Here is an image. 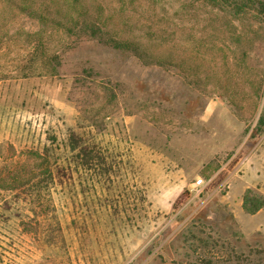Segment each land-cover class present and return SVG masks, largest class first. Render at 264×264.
I'll return each instance as SVG.
<instances>
[{
	"label": "rangeland",
	"instance_id": "obj_1",
	"mask_svg": "<svg viewBox=\"0 0 264 264\" xmlns=\"http://www.w3.org/2000/svg\"><path fill=\"white\" fill-rule=\"evenodd\" d=\"M218 1L0 0V264H264V0Z\"/></svg>",
	"mask_w": 264,
	"mask_h": 264
},
{
	"label": "trees",
	"instance_id": "obj_2",
	"mask_svg": "<svg viewBox=\"0 0 264 264\" xmlns=\"http://www.w3.org/2000/svg\"><path fill=\"white\" fill-rule=\"evenodd\" d=\"M211 1H213L216 4H219L218 0H211ZM28 7L29 6H25L24 9L26 11H28L27 10ZM88 31L90 32V34L100 37L101 41H103L107 44H110L115 48H118L121 50H126V51H131L135 56H137L138 58H141V59H143L145 57L141 51L139 44L134 42V41L120 40V39H116L113 37H105V36H103V34H101V28L93 26V25L89 26ZM53 68L55 69V66H53ZM260 123L264 124V114L260 118ZM71 139L76 142V139L74 138V136L72 137V135H71ZM71 145L74 149L80 147L79 144H77L75 146L74 142ZM49 171L51 174L52 170H49ZM61 173L63 174L62 176H65V171H61ZM33 177L35 178L36 176H33ZM42 184L45 187H47L48 181L44 178L40 181H31L30 180V182H29V180H28V182H26L27 187L28 188L30 187V194L31 195L35 194V196L40 195L41 189H42ZM1 187L4 190L7 189L6 185H2ZM24 200H25V197H22L20 195V193L15 194L13 197H7L6 196L3 199V203L0 206V209L1 210L6 209L7 211L12 212L13 209H19V206L21 205V201L23 202ZM243 206L248 213L253 214V213L257 212L258 210H260L264 206V198L262 196H259L256 193H253V191L251 189H247L245 194H244ZM188 264H214V261H212L211 259L204 258L199 262L195 261V262H190Z\"/></svg>",
	"mask_w": 264,
	"mask_h": 264
},
{
	"label": "built area",
	"instance_id": "obj_3",
	"mask_svg": "<svg viewBox=\"0 0 264 264\" xmlns=\"http://www.w3.org/2000/svg\"><path fill=\"white\" fill-rule=\"evenodd\" d=\"M205 186V180L202 178V177H197V179L193 182V187L195 189H199L201 187H204ZM200 191V190H198Z\"/></svg>",
	"mask_w": 264,
	"mask_h": 264
}]
</instances>
